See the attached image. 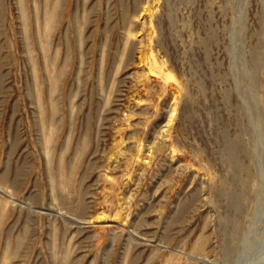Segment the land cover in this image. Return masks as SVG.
I'll return each mask as SVG.
<instances>
[{
  "label": "rangeland",
  "instance_id": "374dc122",
  "mask_svg": "<svg viewBox=\"0 0 264 264\" xmlns=\"http://www.w3.org/2000/svg\"><path fill=\"white\" fill-rule=\"evenodd\" d=\"M0 264H264V0H0Z\"/></svg>",
  "mask_w": 264,
  "mask_h": 264
}]
</instances>
